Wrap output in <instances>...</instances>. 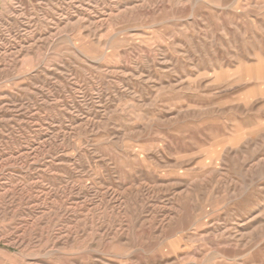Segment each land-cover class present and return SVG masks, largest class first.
I'll return each instance as SVG.
<instances>
[{"label": "rangeland", "instance_id": "1", "mask_svg": "<svg viewBox=\"0 0 264 264\" xmlns=\"http://www.w3.org/2000/svg\"><path fill=\"white\" fill-rule=\"evenodd\" d=\"M0 264H264V0H0Z\"/></svg>", "mask_w": 264, "mask_h": 264}]
</instances>
